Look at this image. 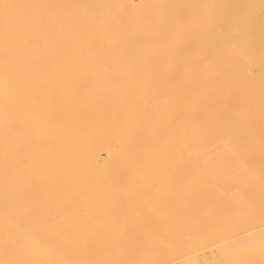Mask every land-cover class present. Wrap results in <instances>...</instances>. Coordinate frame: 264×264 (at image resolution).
Returning a JSON list of instances; mask_svg holds the SVG:
<instances>
[{"label":"bare ground","instance_id":"obj_1","mask_svg":"<svg viewBox=\"0 0 264 264\" xmlns=\"http://www.w3.org/2000/svg\"><path fill=\"white\" fill-rule=\"evenodd\" d=\"M0 264H264V0H0Z\"/></svg>","mask_w":264,"mask_h":264}]
</instances>
